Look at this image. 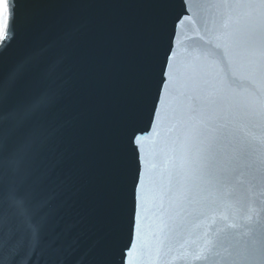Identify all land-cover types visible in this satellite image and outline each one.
I'll return each mask as SVG.
<instances>
[{
    "label": "water",
    "instance_id": "obj_1",
    "mask_svg": "<svg viewBox=\"0 0 264 264\" xmlns=\"http://www.w3.org/2000/svg\"><path fill=\"white\" fill-rule=\"evenodd\" d=\"M150 2L16 0L0 40V235L26 242L32 250L26 264H123L136 172L132 151L119 227L112 215L98 221V162L117 134L116 88L127 50L111 23L125 25L130 46ZM190 9L177 43L185 73L198 65L237 99L254 89L264 95V81L245 70L242 32L202 4ZM181 11L177 4L168 16L161 59ZM158 81L157 68L138 130L148 131ZM188 91L182 73L166 96L172 112L186 108ZM174 124L157 121L144 141L153 153L154 183L128 264H264V167L248 174L241 158L229 172L220 150L194 153L190 169L172 171ZM245 124L237 117L238 127ZM102 228L107 254L98 248Z\"/></svg>",
    "mask_w": 264,
    "mask_h": 264
},
{
    "label": "snow or ice",
    "instance_id": "obj_2",
    "mask_svg": "<svg viewBox=\"0 0 264 264\" xmlns=\"http://www.w3.org/2000/svg\"><path fill=\"white\" fill-rule=\"evenodd\" d=\"M192 3L213 10L242 32L245 70L252 74L255 81H264V0H151L146 5L148 11L135 23L130 46L127 45L125 25L119 20L111 23L112 28L125 38L127 50L116 88L117 134L98 162L97 190L102 202L98 221L102 223L105 216L112 215L119 227L120 217L125 214L127 153L132 151L136 172L131 189V210L127 217L130 239L122 252L123 264H128L139 221L146 211L145 195L154 183L153 153L144 141L156 130L157 121L175 120V135L170 140L172 156L169 163L172 171L190 169L194 153L214 156L220 150L224 152V162L229 172L234 171V164L241 158L248 174L257 164L264 167V95L254 89L249 98L237 99L228 94L229 85L214 83L200 66L193 65L185 73L178 58L177 43L181 26L192 19ZM15 4L16 0H4L5 11L0 15V31L5 36ZM177 4L182 11L172 21L168 47L161 59L163 32L170 12ZM206 43L213 45L214 42L209 39ZM214 46L220 47L219 44ZM157 68L159 81L150 110L148 131L138 130L136 118L150 95ZM182 73L189 90V103L176 114L170 110L166 96L170 98L173 95ZM207 89H212L211 94H207ZM237 117H242L246 124L238 127ZM257 129L260 131L257 132ZM102 232L103 228L98 248L107 254L108 245ZM29 252L32 250L26 247V242L0 235V264H26Z\"/></svg>",
    "mask_w": 264,
    "mask_h": 264
},
{
    "label": "rangeland",
    "instance_id": "obj_3",
    "mask_svg": "<svg viewBox=\"0 0 264 264\" xmlns=\"http://www.w3.org/2000/svg\"><path fill=\"white\" fill-rule=\"evenodd\" d=\"M5 11V5H4V0H0V15H2ZM3 31H0V40L3 37Z\"/></svg>",
    "mask_w": 264,
    "mask_h": 264
}]
</instances>
